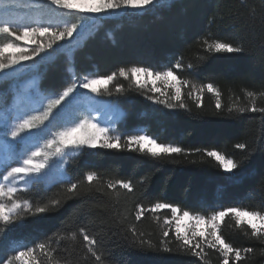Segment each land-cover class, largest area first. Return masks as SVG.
Listing matches in <instances>:
<instances>
[{"label":"snow or ice","instance_id":"1","mask_svg":"<svg viewBox=\"0 0 264 264\" xmlns=\"http://www.w3.org/2000/svg\"><path fill=\"white\" fill-rule=\"evenodd\" d=\"M164 6H170L168 0H0V81H18L25 74L38 73L32 76L28 86L17 84L12 88L11 105L6 103L7 94L0 93V249L6 248L8 252L6 258L0 256V264H71L60 255L67 251L61 247V242L75 244L79 237L83 238L85 258H91L94 264H103V254L97 250L100 241L85 227L73 231L65 226L31 244L23 238H8V233L29 217L58 212L67 201L85 199V194L94 190L103 191L106 187L117 197L121 195L119 189L128 194L136 192L132 181L125 179L109 180L98 187L101 182L96 171H87L82 179L73 181L64 165L69 163L70 157L81 155L85 150H127L173 163L181 162L175 157L182 156L187 161L190 155H201L202 159L214 160L224 172L238 170L237 174L257 150V141L253 139L235 143V149L245 153L238 161L215 147L186 149L142 131L136 134L116 132L115 124L120 117L113 105L97 97L123 95L136 89L146 99L174 111L187 109L183 89L190 86L187 95L197 102V107L202 106L207 91L215 98L217 111L223 110L221 91L213 83H191L178 75L185 68L182 59L163 70L133 65L119 67L106 75L98 70L84 75L76 72L75 53L84 47L99 22L143 15ZM18 8L26 11L17 14ZM254 18L255 12L248 22L250 28L254 27ZM214 22L215 18L210 20V24ZM259 26L264 32V8L260 12ZM200 44L208 54L246 51L242 39L239 43L224 42L212 33L202 38ZM61 55L65 57L68 74L65 85L60 91L42 88L44 74L39 73V69L46 70L54 65ZM200 60L206 57L201 56ZM193 67L192 63L187 65V68ZM121 78L127 81L128 89L118 82ZM241 91L247 103L241 104L237 97L228 106L227 113L229 116L236 114L233 118L245 113H260L264 129V106L257 103L258 100L264 102V90L256 92L244 88ZM148 179L150 177L142 178L141 183ZM40 185L44 186L45 195L34 201L28 194ZM57 185L59 189L47 195ZM136 209L137 222L146 213L153 214L157 223L160 213L170 212L171 215L163 217L162 239L158 243L143 239L144 233L137 231L134 224L126 231L121 230V238L130 248L171 252L173 241L169 237L174 235L177 249L197 257L201 264H207L208 250L219 254L220 264H240L246 258L244 254H253L256 249L234 247L226 241L222 223L229 217L244 235L264 243L262 210L218 206L205 215L161 200L147 208L137 204ZM79 211L80 206L74 208L67 219ZM260 254L264 255V248L260 249Z\"/></svg>","mask_w":264,"mask_h":264},{"label":"trees","instance_id":"2","mask_svg":"<svg viewBox=\"0 0 264 264\" xmlns=\"http://www.w3.org/2000/svg\"><path fill=\"white\" fill-rule=\"evenodd\" d=\"M168 5L143 15L101 21L84 47L75 53L76 72L84 75L98 70L106 75L119 67L133 65L163 70L182 59L185 68L178 75L191 83H213L221 91L223 110L217 111L215 98L207 91L204 92L202 106L197 107L194 99L184 97L187 109L174 111L146 99L136 89L123 95L100 96L98 99L113 103L123 112L115 124L116 132L136 134L142 131L162 142L177 143L186 149L215 147L238 161L245 153L235 149V143L253 139L257 141V150L244 162L239 174L238 170L226 173L214 160L202 159L201 155H190L187 161L182 156L175 157L181 162L173 163L127 150H85L81 155L70 157L65 165L73 181L82 179L87 171H96L101 182L98 187H103L109 180L125 179L132 181L136 192L128 194L119 189L121 195L117 197L106 187L103 191L94 190L85 194V199L67 201L58 212L44 217H29L8 233L9 239L23 238L31 244L65 226L73 231L85 227L100 241L97 250L103 254V264H201L197 257L177 249L174 235L169 237L173 241L171 252L128 247L121 238V230L126 231L129 225L134 224L137 231L144 233L143 239L158 243L162 239L163 217L171 215L170 212L160 213L157 223L153 214L146 213L137 222L136 205L142 204L147 208L161 200L205 215L218 206L264 211V129L261 127V115L245 113L233 118L236 114L229 116L227 113L228 106L237 97L241 104L247 103L241 89L264 90V32L259 26L264 4L262 0H243V3L241 0H170ZM253 12L254 27L250 28L248 22ZM213 18L215 22L210 24ZM209 33L224 42L239 43L242 39L246 51L208 54L200 41ZM201 56L206 60H200ZM189 63L194 67L187 68ZM65 68L66 60L62 55L46 70L41 67L39 73L44 74L42 88L62 90L68 76ZM118 82L128 89L127 81L121 78ZM13 87L11 81H0V93L7 94V104L13 96ZM257 103L264 106L260 100ZM144 177L150 179L141 183ZM58 189L59 185L47 195ZM28 195L34 201L42 198L44 186H37ZM78 206L80 211L67 219ZM248 231L250 233V229ZM222 233L234 247L256 249L253 254H244L246 258L240 264H264V255L260 254L264 243L236 229L230 217L222 223ZM128 235L131 236L130 233ZM82 239L79 237L75 244L62 241L61 247L67 251L60 255L71 264H94L91 258H85ZM74 248L78 251H73ZM7 254L6 248L0 249V256L6 258ZM220 259L218 253L208 250L207 264H220Z\"/></svg>","mask_w":264,"mask_h":264},{"label":"rangeland","instance_id":"3","mask_svg":"<svg viewBox=\"0 0 264 264\" xmlns=\"http://www.w3.org/2000/svg\"><path fill=\"white\" fill-rule=\"evenodd\" d=\"M168 1H170V0H168ZM25 11H26V10H25L24 8H18V9H16L17 14H23ZM116 19H119V18H116ZM99 24H100V22H99ZM34 75H36V72H33V73H31V74H25V75H23L22 77H20L18 81H11V82H12V84H13L14 86H16V85L18 84V85L21 86V87H26V86L29 85V83H30V81H31V78H32V76H34ZM161 87H163V85H161ZM81 91H83V90H81ZM183 91H184V97H188L187 93H188L189 91H191L190 86L184 88ZM160 98L164 99V98H166V97H160ZM188 98H189V97H188ZM96 99L99 100V101H102V102H108V101H105V100H102V99H98V97H97ZM12 102H13V96H12L10 102L8 103V105H11ZM108 103H110V102H108ZM110 104L114 106V110H115V112L117 113V115H118V116L120 117V119H121V118H122V115H123V112H122V111H121L116 105H114L113 103H110ZM61 163H63V162H61ZM65 165H66V164H65ZM65 165H64V166H65Z\"/></svg>","mask_w":264,"mask_h":264}]
</instances>
